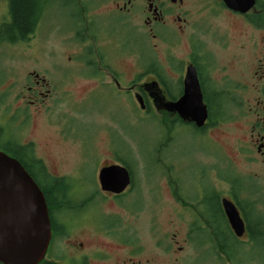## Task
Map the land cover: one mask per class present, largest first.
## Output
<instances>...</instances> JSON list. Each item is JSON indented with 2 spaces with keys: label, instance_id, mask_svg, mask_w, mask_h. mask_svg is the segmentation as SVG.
Masks as SVG:
<instances>
[{
  "label": "flooded vegetation",
  "instance_id": "obj_1",
  "mask_svg": "<svg viewBox=\"0 0 264 264\" xmlns=\"http://www.w3.org/2000/svg\"><path fill=\"white\" fill-rule=\"evenodd\" d=\"M5 2L6 15L0 20V26L12 21L11 1ZM37 5L33 30L17 43L39 37L41 25L49 22L53 39L67 43L68 59L72 61L71 65L64 64L60 68L61 65L56 64V55L60 51L55 49L56 46L48 50L49 56L54 59L51 65L55 71L54 80L62 85L79 80L82 86H87L85 97L79 100L80 103L85 101L82 106L98 102L99 97L105 99L106 105L120 106L119 101L122 99L130 111L129 118L135 116L136 109L140 113L138 116H147L156 111L162 115L166 127L175 128V142L180 133L187 131L193 137L200 136L207 142L209 149L216 148L214 132L218 130L224 134L221 130L231 121L233 110L241 108L242 101L236 93L245 83L241 74H236V79L227 66L215 68L218 62L214 53L218 50L212 43L225 48L229 40L222 33H214V25L206 13L208 10L213 13L218 10L238 15L247 26L260 31L262 35L257 43L264 45V2L259 0L255 8L244 14L230 10L222 0L205 3L199 0H37ZM137 38L143 40L148 54L137 48ZM244 43L246 48L247 41ZM153 48L168 53L177 49L182 53L174 87L165 80L170 73L154 58ZM68 50L66 48L64 54ZM256 51L258 55L254 64L258 97L255 105L246 111L245 116L249 118L240 119L246 123L245 127H249V139L238 148L246 165L243 171L245 176L237 173L234 176L227 164L230 157H222L220 152L221 160L216 165L215 153L211 152L208 156L214 162H198L202 167L194 173V195L193 188H185L178 179L176 184L169 177L168 172L174 169V164L165 161L161 164L163 167L159 168L160 173L175 184L174 194L181 207L178 213L185 222L181 228L185 230L181 244L176 242L166 246L160 242L150 248L137 242L133 232L116 229L108 219L104 222L98 204L94 210L93 203L103 199L115 202L127 199V207L124 208H129V200L135 192L137 179L134 169L126 156L120 155L113 145L112 134L119 133V130L111 131L110 160L104 159L96 165L93 181L86 184L85 191L77 200L74 197L79 191L68 193L66 181L72 177L51 172L46 160L37 154L35 141L30 139L22 142L19 134L15 135L19 127L29 121V117L24 113L13 116L6 112L1 115L4 121L0 123V147L14 150L19 159L6 148H0V151L24 163L32 171L31 177L36 183L58 187L51 189L55 203L48 207L51 237L46 254L38 264H159L158 258L161 256L170 257L177 264H200L206 261L200 260L201 255L210 253L213 258L217 252L224 259V264H246L248 261L263 264L264 49L259 46ZM244 58L242 56L240 60H235V65H240L242 72L247 64ZM189 67L195 69L206 109V120L201 126L184 119L179 112L157 109L152 97V84L157 83L165 102L183 98ZM217 70L220 74L216 77ZM28 79L30 104L40 97L52 96L50 84L42 72H28ZM232 80L238 85H233ZM68 94L70 96L72 93L68 91ZM103 111L101 114H108L115 122L112 118L113 109ZM69 127L68 123L67 130ZM114 165L125 168L129 173V184L120 193L103 190L99 181L101 170ZM177 165L178 173L181 174L183 167L179 163ZM93 184L95 189L89 190ZM225 200L235 205L244 222L245 230L240 237L235 235L230 225L223 205ZM203 203L208 204L206 209ZM215 213H218V218ZM253 236L258 238L257 241H254ZM246 245L250 248L245 249ZM248 252L252 258H246Z\"/></svg>",
  "mask_w": 264,
  "mask_h": 264
},
{
  "label": "rangeland",
  "instance_id": "obj_2",
  "mask_svg": "<svg viewBox=\"0 0 264 264\" xmlns=\"http://www.w3.org/2000/svg\"><path fill=\"white\" fill-rule=\"evenodd\" d=\"M199 1L205 3L213 0ZM259 1L264 2V0ZM208 11L206 14H209L214 25L212 26L214 33H222L229 40L225 48L212 43L218 50L214 53L218 62L215 68L227 66L233 76L241 74L245 83L236 93L241 98V108L233 110L231 121L221 130L224 134L218 130L213 134L216 141L215 149H209L207 142L200 136L193 137L187 131L180 133L175 142L177 137L175 128L166 127L162 115L156 111H152L147 116H138L140 113L136 109L135 116L129 118L130 111L124 106L127 104L123 103L122 99L119 101L120 106L106 105L105 99L100 97L98 102H90L82 106L85 101L80 103L79 100L85 97L87 86H82L79 80L70 85L58 84L54 80L55 71L52 69L54 59L49 56L48 50L56 46L55 49L60 51L56 55V64L61 65L60 68L64 64L71 65L72 61L68 59L67 43L53 39L51 25L47 21L41 25L39 37L21 43L0 42V123L4 121L1 115L6 112L13 116L24 113L29 117V121L23 127L20 126L15 135L19 134L22 142L30 139L35 141L37 154L46 160L51 172L72 177L66 181L69 185L68 193L79 191L74 197L77 200L85 191L86 184L93 181L96 165L104 159L110 160L108 151L111 145V131L119 130V133L112 134L113 145L120 155L126 156L137 179L135 192L129 200L130 207L124 208L127 207L125 203L127 199L122 202L103 199L99 203L96 202L99 200H96L92 206L98 204V211L102 213L104 222L108 219L116 229L133 232L137 242L144 243L150 248L156 247L160 242L165 243L166 246L174 245L176 242L181 244L182 237L185 236V230L181 228L185 222L178 213L181 207L174 194V183L177 184L178 179L180 185L193 188L195 195L194 173L202 167L201 164L214 162L208 154L215 153L216 165H219L221 155L229 156L231 160L230 164H227L231 173H234V176L236 173L245 176L243 171L246 165L238 148L249 139V127H245L246 123L241 122L240 119L249 118L245 116L246 111L250 106L255 105L258 97L254 61L258 55L256 51L258 47L264 49V45L257 43L262 34L247 26L246 22L234 13ZM4 15H6V2L0 0V20L4 19ZM244 41H247L246 48ZM136 42L138 49L145 54L149 53L143 40L137 38ZM70 46L75 48L74 44ZM66 48L68 52L64 54ZM153 50L154 58L170 73L165 80L174 87L182 53L177 49L173 53L158 48ZM242 56H245L247 62L243 72L240 70V65H235V60H240ZM32 71L42 72L50 84L49 88L52 89V96L40 97L34 104L29 103L30 93L27 90L30 80L28 72ZM219 74V70L215 71L216 77ZM231 83L238 85L233 80ZM68 91L72 93L70 96ZM108 108L114 110L112 118L115 122L108 114H101ZM68 123L70 127L67 130ZM165 161L174 164V169L168 172L174 183L160 173L159 168L163 167L161 164ZM178 163L183 167L181 174L177 170ZM94 189L93 184L89 190ZM203 204L206 209L208 204ZM212 205H214L213 201ZM215 215L218 218V213ZM244 248L249 249L250 246L246 245ZM246 255V258H252L249 252ZM200 260H206L200 264H224V259L218 252L213 258L210 253H205L201 255ZM158 262L177 264L167 256L159 257ZM248 262L246 264H255Z\"/></svg>",
  "mask_w": 264,
  "mask_h": 264
},
{
  "label": "water",
  "instance_id": "obj_3",
  "mask_svg": "<svg viewBox=\"0 0 264 264\" xmlns=\"http://www.w3.org/2000/svg\"><path fill=\"white\" fill-rule=\"evenodd\" d=\"M222 1L240 14L255 8L257 2ZM151 88L157 109L179 112L199 126L205 122L206 109L193 67L188 68L180 100L165 102L158 84L153 83ZM99 181L103 190L120 193L129 184V173L121 166H110L101 170ZM223 205L235 235L242 236L244 222L235 205L228 200ZM50 237L49 208L42 189L18 160L0 151V263L38 264L46 254Z\"/></svg>",
  "mask_w": 264,
  "mask_h": 264
},
{
  "label": "trees",
  "instance_id": "obj_4",
  "mask_svg": "<svg viewBox=\"0 0 264 264\" xmlns=\"http://www.w3.org/2000/svg\"><path fill=\"white\" fill-rule=\"evenodd\" d=\"M11 1V17L12 21L9 23H5L0 26V42H8V43H16L21 39L26 38L27 34H29L34 28V22L37 14V0H10ZM1 149H8L7 147H0ZM19 149V147L17 148ZM10 150L15 157L18 158V153L14 150ZM19 159V158H18ZM23 166L26 168L28 173L32 176V171L24 164ZM39 183V184H38ZM37 184L42 189L46 203L48 207H52L54 200L52 199L51 189L58 188L56 185H43L40 182ZM264 235V234H263ZM254 237V241H257L258 238ZM264 241V240H263ZM263 264H264V256H263Z\"/></svg>",
  "mask_w": 264,
  "mask_h": 264
}]
</instances>
